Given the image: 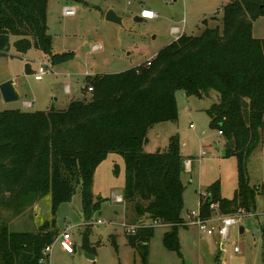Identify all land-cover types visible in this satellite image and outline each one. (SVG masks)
Instances as JSON below:
<instances>
[{
    "label": "trees",
    "instance_id": "16d2710c",
    "mask_svg": "<svg viewBox=\"0 0 264 264\" xmlns=\"http://www.w3.org/2000/svg\"><path fill=\"white\" fill-rule=\"evenodd\" d=\"M46 8L47 0H0V55L8 50L10 36H18L13 42L18 52L40 49L53 65L75 57L73 51L52 52ZM263 11L264 0L230 1L220 27L183 33L141 66L87 76V102L71 100L58 111H0V201L20 211L48 193L55 215L79 187L88 218L99 206L92 201L95 167L117 152L125 159L123 199L137 218L131 224H139L127 233L128 243L148 263L154 226L145 224V217L170 227L163 245L179 253L180 142L171 136L168 148L155 153L144 152L143 144L150 127L176 116L177 90L200 98L214 90L218 101L205 111L210 127L224 137L223 155L237 159L238 186L228 199L218 181L211 183L200 196L199 215L209 219L214 204L222 214L249 211L258 188L249 184L247 162L264 130V38H254L252 26ZM89 140L90 148L85 146ZM54 226V219L36 231L0 226V264H48L45 250L56 239Z\"/></svg>",
    "mask_w": 264,
    "mask_h": 264
},
{
    "label": "rangeland",
    "instance_id": "374dc122",
    "mask_svg": "<svg viewBox=\"0 0 264 264\" xmlns=\"http://www.w3.org/2000/svg\"><path fill=\"white\" fill-rule=\"evenodd\" d=\"M230 1L47 0L46 24L52 52L73 51L75 57L53 65L40 49L32 47L25 53L18 52L13 46L18 36H10L8 50L0 55V83L13 80L20 99L5 102L0 94V111L44 112L51 107L58 111L67 108L71 100L87 102L91 100V91L86 88L87 76L141 66L183 33L198 35L205 26L220 27L223 7ZM67 6H74L76 13L64 15ZM142 7L154 11L156 16L135 21L134 16L139 15ZM108 10L121 17V22L107 20ZM252 35L264 38V11L253 21ZM40 65L51 71L36 80ZM175 98L176 116L148 129L143 151H165L174 135L180 142L185 198L180 212L183 223L178 227L180 250L171 251L163 245V236L170 229L168 225L144 217L145 224L154 226L146 264H264V130L261 144L247 162L249 184L258 188L255 206L249 211L238 208L228 214L212 206L207 227L213 231L204 233L191 222L194 218L190 214H199V194L206 195L207 187L215 181L222 197H233L238 186L237 159L223 155L224 137L209 125L205 110L218 101L216 91L211 90L200 98L177 90ZM85 146H93L92 141H87ZM202 150L206 153L201 154ZM186 159L191 164L190 170L184 172ZM124 179V157L117 152L109 153L93 172L92 201L99 206L91 210L88 218L77 187L71 200L60 204L55 215L51 213L48 193L28 206L25 204L20 211L0 201V226L36 231L45 221L54 219L57 235L47 251L48 264H144L127 239L124 223H134L137 218L123 199ZM116 196L123 200L118 201ZM224 216L239 218L229 227L226 239L218 233ZM65 228L71 233L72 252L63 250L57 239Z\"/></svg>",
    "mask_w": 264,
    "mask_h": 264
},
{
    "label": "built area",
    "instance_id": "2783aa9c",
    "mask_svg": "<svg viewBox=\"0 0 264 264\" xmlns=\"http://www.w3.org/2000/svg\"><path fill=\"white\" fill-rule=\"evenodd\" d=\"M76 13V9L74 6H67L63 9V14L64 15H74ZM139 16H141L143 19H152L156 16V13L150 9L147 8H143L140 12H139ZM150 62H148L149 64ZM51 69L47 68L43 65H40L35 73V79L36 80H40L44 74L50 72ZM89 90H91V88H89ZM28 105H30V103H27ZM218 133L221 134L220 131H218ZM205 151H202L201 154H205ZM188 161V160H187ZM189 162V161H188ZM118 201H122V197L121 196H116ZM191 217H193L194 219L191 220V222L195 225H197V227L200 229V231L207 233V234H212L213 229L210 227H207L208 224V219H203L199 214L196 215V213L192 212L190 214ZM240 216V215H239ZM237 220H239V218H235L233 216H224L221 220V225L218 228V233L219 235L223 238L226 239V237L228 236L229 233V227L236 222ZM157 222V221H154ZM158 223V222H157ZM124 226L126 228L127 233H133L135 232L136 228L139 227V224L137 225H133L130 223H124ZM60 242V246L63 250H65L66 252H72L73 251V246L71 243V233L69 231L68 228H65L59 235L57 238ZM50 249V246L46 247V252ZM235 251H238L237 248H235Z\"/></svg>",
    "mask_w": 264,
    "mask_h": 264
},
{
    "label": "water",
    "instance_id": "95a60500",
    "mask_svg": "<svg viewBox=\"0 0 264 264\" xmlns=\"http://www.w3.org/2000/svg\"><path fill=\"white\" fill-rule=\"evenodd\" d=\"M106 19L110 21H114L117 23L121 22V17H119L113 10H108L106 13ZM135 21H142L143 18L139 15L134 16ZM0 94L2 99L5 102H12L20 99V93L14 85L13 80H7L0 83ZM239 231H243V227H239ZM88 257L93 258L92 255L86 254Z\"/></svg>",
    "mask_w": 264,
    "mask_h": 264
},
{
    "label": "crops",
    "instance_id": "0c3cea01",
    "mask_svg": "<svg viewBox=\"0 0 264 264\" xmlns=\"http://www.w3.org/2000/svg\"><path fill=\"white\" fill-rule=\"evenodd\" d=\"M142 8H143V7H142ZM142 8H141V9H142ZM141 9H140V10H141ZM140 10H139V12H140ZM139 12H138V13H139ZM16 88H17V87H16ZM17 90H18V88H17ZM18 91H19V90H18ZM190 126H191V125H190ZM218 134H220V133H218ZM220 135H221V134H220ZM202 151H204V150H202ZM202 151H201V152H202ZM201 152H200V153H201ZM205 152H206V151H205ZM187 160H188L189 162H188ZM190 164H191L190 159H186V160H185V167H186V168H185L184 172H187V171L190 170V167H189ZM182 171H183V170H182ZM182 171H181V173H182ZM180 178H181V175H180ZM181 181H182V180H181ZM199 195L201 196V195H204V194L200 193ZM200 196H199V199H198V205H200V201H201V197H200ZM184 199H185V198H183V200H184ZM212 206H213V207H216L217 205L214 204V205H212ZM208 220H210V218H209Z\"/></svg>",
    "mask_w": 264,
    "mask_h": 264
}]
</instances>
